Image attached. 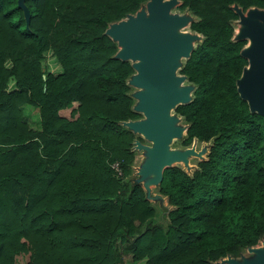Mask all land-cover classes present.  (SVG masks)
Listing matches in <instances>:
<instances>
[{
  "label": "trees",
  "instance_id": "1",
  "mask_svg": "<svg viewBox=\"0 0 264 264\" xmlns=\"http://www.w3.org/2000/svg\"><path fill=\"white\" fill-rule=\"evenodd\" d=\"M144 2L24 0L25 25L16 0H0V264H215L264 237V115L236 91L245 39L231 37V3L264 0L178 4L201 34L180 67L194 86L174 107L187 125L180 142L210 144L190 172L163 167L164 224L129 181L132 141H141L121 125L141 116L133 69L103 32ZM20 105L37 110L38 128Z\"/></svg>",
  "mask_w": 264,
  "mask_h": 264
},
{
  "label": "water",
  "instance_id": "2",
  "mask_svg": "<svg viewBox=\"0 0 264 264\" xmlns=\"http://www.w3.org/2000/svg\"><path fill=\"white\" fill-rule=\"evenodd\" d=\"M176 2L145 0L133 13L109 22L103 30L117 45L113 56L129 60L133 69L127 79V84L136 87L130 92L134 99L131 108L141 116L123 120L121 125L150 141L144 144L135 138L131 147L145 154L133 181L141 185L149 201L162 199L160 193H150V186H157L163 167L181 160L188 172L186 160L190 156L200 157L204 151L203 148L196 150L193 143L182 148L169 147L170 140L181 136L187 126L186 123L176 124V117L169 114V109L188 102L194 87L192 83L182 84L185 75L176 74L175 68L181 57H188L193 39H201L196 31L178 30L193 18L189 20L188 15L170 13L169 8ZM16 4L27 25L29 12L24 0H16ZM231 8L237 17L231 37L245 39L239 54L246 63L235 79V88L239 97L246 101L248 110L264 115V8L249 6L242 10L235 3ZM259 242L245 248L252 253L250 257L241 253L238 257L226 255L219 259L227 264H264V237Z\"/></svg>",
  "mask_w": 264,
  "mask_h": 264
},
{
  "label": "rangeland",
  "instance_id": "3",
  "mask_svg": "<svg viewBox=\"0 0 264 264\" xmlns=\"http://www.w3.org/2000/svg\"><path fill=\"white\" fill-rule=\"evenodd\" d=\"M180 3V0H177L176 4L172 5L170 8H169V12L170 13H177V14H185V15H188L189 16V20L194 18V15L191 13V11L189 9H187L186 7L184 8H180L179 7V4ZM237 17L236 18H233L231 20V24L233 25V31L235 30L236 26H237ZM178 30L179 31H182V32H187V33H192L193 30L189 27V22L187 21L185 24H183L182 26L178 27ZM247 41V40H246ZM198 42V39H193L192 41V46ZM184 61V58L181 57L179 59V64L178 66L175 68V73L176 74H183L180 72V67L182 66V63ZM182 84H188L190 83V81H188L186 79V77H184L181 81ZM136 89L135 86H131V90H134ZM76 102H73L72 106L75 105ZM20 111H21V118L26 121L28 123L29 126L33 127V128H38L39 126V121H38V113H37V110L33 107H30L28 105H20ZM69 108L70 107H67L63 110H60L59 111V114L62 115V116H65V117H68V111H69ZM169 114L170 115H173L176 117V121L175 123L178 124V125H183L184 122L181 118V116L174 111V107H171L169 109ZM138 134V133H137ZM184 133L181 134V136L179 137H176V138H172L169 142V147H178V148H182V147H185L181 144L180 140L181 138L183 137ZM141 137V142L144 143V144H149L150 141L147 140L146 138ZM191 143H193V146L195 147L196 150L200 149V148H203V153L200 157H197V156H190L189 157V169L187 168V171L190 172L195 166H196V162L202 158V157H205V154H206V149L208 144L210 143V141H199V140H196L195 138L191 139L190 143L188 145H190ZM145 158V154L143 152V150H139V149H134V158H133V161H132V173L131 175L129 176V181L130 179L133 180V178L136 176V169L137 167L139 166V164L144 160ZM173 164L175 165H178L180 167H182L184 170H185V167L182 165V163L180 162H174ZM157 186H150V193H158L157 190H156ZM150 203L151 205L154 207V214H153V217H152V221L153 222H156L158 224H164V222L166 221V211L167 209L170 208V205L166 203V200H165V196L162 195V199H150ZM260 242H258L259 244ZM125 248H123L121 250V253L124 254L123 258L125 260V263L127 262V260H129L128 258V254H127V250L126 251H123ZM244 257H250L252 255V253L250 252H247L246 250H244L242 252V254ZM17 263L18 264H21L22 263V259H18L17 260ZM126 264H129V263H126ZM215 264H227L225 261L221 260V259H218L216 260Z\"/></svg>",
  "mask_w": 264,
  "mask_h": 264
},
{
  "label": "built area",
  "instance_id": "4",
  "mask_svg": "<svg viewBox=\"0 0 264 264\" xmlns=\"http://www.w3.org/2000/svg\"><path fill=\"white\" fill-rule=\"evenodd\" d=\"M111 166L113 167V169L117 171V173H119V167H118L117 161H113L111 163Z\"/></svg>",
  "mask_w": 264,
  "mask_h": 264
},
{
  "label": "bare ground",
  "instance_id": "5",
  "mask_svg": "<svg viewBox=\"0 0 264 264\" xmlns=\"http://www.w3.org/2000/svg\"><path fill=\"white\" fill-rule=\"evenodd\" d=\"M179 162H183V161L180 160ZM185 163H187V165H188L189 164V160L187 159Z\"/></svg>",
  "mask_w": 264,
  "mask_h": 264
},
{
  "label": "flooded vegetation",
  "instance_id": "6",
  "mask_svg": "<svg viewBox=\"0 0 264 264\" xmlns=\"http://www.w3.org/2000/svg\"><path fill=\"white\" fill-rule=\"evenodd\" d=\"M231 4H234V3H231ZM236 4V3H235ZM237 5V4H236Z\"/></svg>",
  "mask_w": 264,
  "mask_h": 264
}]
</instances>
